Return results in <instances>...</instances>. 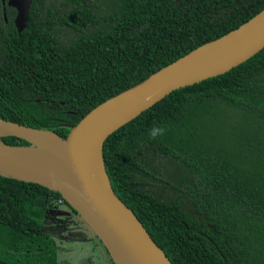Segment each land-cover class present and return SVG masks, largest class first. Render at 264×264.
<instances>
[{"label":"trees","instance_id":"16d2710c","mask_svg":"<svg viewBox=\"0 0 264 264\" xmlns=\"http://www.w3.org/2000/svg\"><path fill=\"white\" fill-rule=\"evenodd\" d=\"M263 7L264 0H32L17 33L15 9L0 0V118L65 138L97 104ZM154 127L164 134L152 139ZM104 159L117 197L173 264H264V48L143 110L107 138ZM59 199L0 174V264H71L56 260L44 231L53 206L66 203Z\"/></svg>","mask_w":264,"mask_h":264},{"label":"water","instance_id":"95a60500","mask_svg":"<svg viewBox=\"0 0 264 264\" xmlns=\"http://www.w3.org/2000/svg\"><path fill=\"white\" fill-rule=\"evenodd\" d=\"M3 2L15 9L13 24L21 33L32 0ZM263 48L264 7L236 29L97 104L65 138L0 118V174L59 193L91 227L115 264H173L117 197L106 169L105 141L172 91L225 73ZM4 136L28 144H8Z\"/></svg>","mask_w":264,"mask_h":264},{"label":"rangeland","instance_id":"374dc122","mask_svg":"<svg viewBox=\"0 0 264 264\" xmlns=\"http://www.w3.org/2000/svg\"><path fill=\"white\" fill-rule=\"evenodd\" d=\"M44 231L54 246L57 261L71 264H114L107 248L91 227L71 210L70 205L53 206Z\"/></svg>","mask_w":264,"mask_h":264},{"label":"clouds","instance_id":"9594fccd","mask_svg":"<svg viewBox=\"0 0 264 264\" xmlns=\"http://www.w3.org/2000/svg\"><path fill=\"white\" fill-rule=\"evenodd\" d=\"M165 132V129L164 128H161V127H154L150 130V137L152 139H155L157 138L158 136H162Z\"/></svg>","mask_w":264,"mask_h":264},{"label":"built area","instance_id":"2783aa9c","mask_svg":"<svg viewBox=\"0 0 264 264\" xmlns=\"http://www.w3.org/2000/svg\"><path fill=\"white\" fill-rule=\"evenodd\" d=\"M63 199H59V201H62Z\"/></svg>","mask_w":264,"mask_h":264}]
</instances>
